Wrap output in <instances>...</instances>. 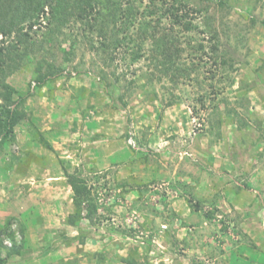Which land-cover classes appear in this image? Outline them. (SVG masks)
I'll list each match as a JSON object with an SVG mask.
<instances>
[{"label": "rangeland", "instance_id": "rangeland-1", "mask_svg": "<svg viewBox=\"0 0 264 264\" xmlns=\"http://www.w3.org/2000/svg\"><path fill=\"white\" fill-rule=\"evenodd\" d=\"M181 1L218 36L197 34L205 49L183 54L200 65L190 79L149 83V53L106 66L83 37L65 62L77 26L6 79L31 94L0 151L6 264H264V0ZM214 45L226 65L210 60ZM43 57L64 71L40 87ZM66 172L87 179L99 206L80 227L67 224Z\"/></svg>", "mask_w": 264, "mask_h": 264}, {"label": "trees", "instance_id": "trees-1", "mask_svg": "<svg viewBox=\"0 0 264 264\" xmlns=\"http://www.w3.org/2000/svg\"><path fill=\"white\" fill-rule=\"evenodd\" d=\"M191 8L181 0H150L145 7L141 0H0V151L13 140L16 127L27 118L24 107L31 97L30 91L23 94L6 79L31 62L46 45L54 47L69 26H77L79 32L74 40L67 39L68 49L60 45L65 62L74 57L79 37H83L91 50L105 58L106 66L119 56L130 58V65H134L149 53L151 71L148 78L145 75L148 81L167 80L175 85L200 73V65L195 61H182L183 54L189 52L193 54L191 57H197L198 52L205 49L202 44L205 39L199 40L205 33L210 35L211 41L218 38L215 30L202 31L200 25L190 19L191 13L200 15L203 12ZM209 25L210 21L206 22V26ZM146 43H149L147 51ZM225 57V51H220L218 45L211 48L210 60L215 65H226ZM35 61L38 86L51 84L62 76L64 68L57 66L55 61L46 57ZM120 98L123 101L124 98ZM236 116L239 117L238 113ZM237 122L241 129L249 126L242 118ZM37 134L43 147L53 150L43 134ZM66 173L74 206L67 224L80 227L98 213L99 206L92 197L87 179L78 172ZM199 204L200 201L196 206ZM21 232L24 235V227ZM3 249L0 240V264H6ZM7 251L10 256L18 252L19 247L14 245ZM125 262L128 261L125 259Z\"/></svg>", "mask_w": 264, "mask_h": 264}]
</instances>
